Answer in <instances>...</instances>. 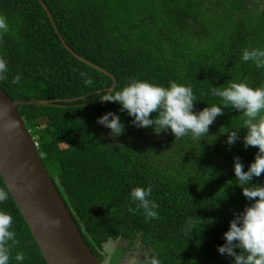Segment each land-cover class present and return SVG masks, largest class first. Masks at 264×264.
I'll list each match as a JSON object with an SVG mask.
<instances>
[{
    "label": "trees",
    "instance_id": "1",
    "mask_svg": "<svg viewBox=\"0 0 264 264\" xmlns=\"http://www.w3.org/2000/svg\"><path fill=\"white\" fill-rule=\"evenodd\" d=\"M43 1L66 43L111 72L117 91L131 78L164 86L176 81L191 85L194 110L200 111L221 104L210 94L212 86L264 85V69L242 60L245 48H264V0ZM0 13L10 26L0 39V57L10 69L0 85L12 99L59 100L23 104L20 112L100 261L107 242L123 239L129 248L139 244L143 257L157 254L161 264H232L234 257L220 254L218 246L230 221L251 203L235 184L234 157L247 171L258 151L244 146L246 128L238 129L240 139L232 146L220 133L221 127L242 126L240 111L225 108L205 138L189 133L176 139L171 130L157 135L152 127H136L118 103L99 99L114 78L65 47L40 0H0ZM81 72L93 79L92 86ZM17 74L22 80L14 85ZM73 98L78 99L66 100ZM109 111L125 125L119 137L97 123ZM253 183H264V173ZM137 186L152 187L158 219L146 220L142 209L129 211L137 207L130 198ZM0 188L9 193L0 209L13 216L18 240L10 264H17L18 252L24 253L23 264H48L1 174ZM189 219L193 232L186 231Z\"/></svg>",
    "mask_w": 264,
    "mask_h": 264
},
{
    "label": "clouds",
    "instance_id": "2",
    "mask_svg": "<svg viewBox=\"0 0 264 264\" xmlns=\"http://www.w3.org/2000/svg\"><path fill=\"white\" fill-rule=\"evenodd\" d=\"M9 28L7 16L0 13V39L9 32ZM242 60L251 61L257 68L264 69V48H245ZM9 71L7 61L0 57V80L6 79ZM80 76L86 86L93 85V79L86 72H81ZM21 80V74H17L11 82L16 85ZM210 94L221 98V104L208 105L195 111L196 98L191 85L172 81L164 86L149 80L131 78L118 91L114 88L103 89L99 99L102 102L118 103L122 111H127L133 117L132 123L136 127H152L157 135L171 130L176 139L189 133L193 139L208 137L210 125L223 114L225 108L239 110L244 118L242 126L231 131L227 127H221L220 133L227 134L225 143L232 146L240 139L238 129L246 128L244 146H258L255 159L247 171L244 170L245 166L240 157H234L235 184L242 188L243 195L251 203L230 221V227L224 233L225 243L218 246V251L234 257L232 264H264V183H253L254 178L264 173V85L253 86L245 81H232L223 87L212 86ZM153 113L156 115L153 116ZM13 123L6 124L5 128L12 127ZM97 123L110 129L109 135L114 138L121 136L126 130L120 116L112 111L100 116ZM151 194V186L134 187L130 198L137 207L130 208L129 211L142 209L146 220L158 219L159 205L151 199ZM8 198V191L0 188V204ZM12 224L13 216L0 209V264H10L11 248L18 243ZM194 225L195 222L189 219L186 222V231L193 232ZM24 259L23 252H18L15 256L17 264H23ZM143 261L144 264H161L155 253H145Z\"/></svg>",
    "mask_w": 264,
    "mask_h": 264
},
{
    "label": "water",
    "instance_id": "3",
    "mask_svg": "<svg viewBox=\"0 0 264 264\" xmlns=\"http://www.w3.org/2000/svg\"><path fill=\"white\" fill-rule=\"evenodd\" d=\"M40 1L48 11L65 47L80 60L114 78L110 88L115 89L117 80L114 75L77 55L62 37L45 2ZM76 99L78 98L66 100ZM58 101L12 99L0 85V174L48 264H104L85 240L20 112L23 104L48 106L55 105ZM11 122H14L13 126L5 128Z\"/></svg>",
    "mask_w": 264,
    "mask_h": 264
},
{
    "label": "rangeland",
    "instance_id": "4",
    "mask_svg": "<svg viewBox=\"0 0 264 264\" xmlns=\"http://www.w3.org/2000/svg\"><path fill=\"white\" fill-rule=\"evenodd\" d=\"M142 249L139 244L129 248L127 241L123 239L110 240L102 251L104 264H142Z\"/></svg>",
    "mask_w": 264,
    "mask_h": 264
},
{
    "label": "flooded vegetation",
    "instance_id": "5",
    "mask_svg": "<svg viewBox=\"0 0 264 264\" xmlns=\"http://www.w3.org/2000/svg\"><path fill=\"white\" fill-rule=\"evenodd\" d=\"M141 259H143V257Z\"/></svg>",
    "mask_w": 264,
    "mask_h": 264
}]
</instances>
